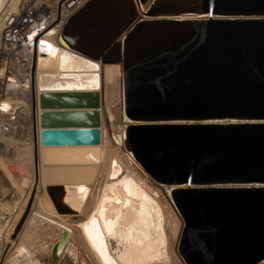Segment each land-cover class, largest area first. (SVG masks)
Listing matches in <instances>:
<instances>
[{"label":"water","instance_id":"95a60500","mask_svg":"<svg viewBox=\"0 0 264 264\" xmlns=\"http://www.w3.org/2000/svg\"><path fill=\"white\" fill-rule=\"evenodd\" d=\"M61 37L122 64L126 150L171 188L182 263L264 264V0H89ZM99 97L41 94V145H100Z\"/></svg>","mask_w":264,"mask_h":264},{"label":"bare ground","instance_id":"6f19581e","mask_svg":"<svg viewBox=\"0 0 264 264\" xmlns=\"http://www.w3.org/2000/svg\"><path fill=\"white\" fill-rule=\"evenodd\" d=\"M22 1L0 0V31L2 16L19 10ZM70 18L50 31L49 50L35 65L36 80L11 84L5 103L8 110H0V141L8 150H15L13 160L0 157V169L22 198L13 207L11 221L5 228L0 225V264H42L53 248L54 258H59L57 251L71 250L77 264H121L111 237L119 217H109L107 209L109 204L123 203L125 196L136 204H142L147 196L158 209L167 259L154 264H183L175 251L183 227L171 199V188L151 182L126 150L124 134L130 122L123 112L126 94L122 64L102 63L70 50L61 37ZM89 63L97 67L93 69ZM112 89L117 92L116 100L110 94ZM79 91L100 96L101 144L42 146L40 95ZM10 165L24 168L23 184L16 180ZM116 170L120 173L114 174ZM81 187L87 191L77 210L68 202L70 189L79 196ZM118 189H123V196ZM143 212L150 222L154 220V212ZM22 221L21 230L16 232ZM12 235L17 236L15 242Z\"/></svg>","mask_w":264,"mask_h":264},{"label":"built area","instance_id":"2783aa9c","mask_svg":"<svg viewBox=\"0 0 264 264\" xmlns=\"http://www.w3.org/2000/svg\"><path fill=\"white\" fill-rule=\"evenodd\" d=\"M47 1L55 2L54 4ZM85 0H23L19 10L2 16L0 31V105L11 84L35 81L40 56H46L48 35L62 20L80 9ZM2 110V109H0Z\"/></svg>","mask_w":264,"mask_h":264},{"label":"snow or ice","instance_id":"6c2138e0","mask_svg":"<svg viewBox=\"0 0 264 264\" xmlns=\"http://www.w3.org/2000/svg\"><path fill=\"white\" fill-rule=\"evenodd\" d=\"M88 63V62H82ZM63 66V65H62ZM95 69L97 66L88 64ZM8 105H0V109L7 111ZM81 195H76L75 189H70L69 203L77 210L82 206V201L86 189L79 188ZM123 196V189H118ZM147 209L148 213H155L153 221L147 219L143 212ZM108 216H117V222L112 226L111 237L115 241V251L121 264H154L161 258L167 259L163 251L164 239L160 228V214L153 202L145 196L142 204H136L128 197H124L123 203L108 205Z\"/></svg>","mask_w":264,"mask_h":264},{"label":"rangeland","instance_id":"374dc122","mask_svg":"<svg viewBox=\"0 0 264 264\" xmlns=\"http://www.w3.org/2000/svg\"><path fill=\"white\" fill-rule=\"evenodd\" d=\"M110 94H112L111 96L113 97L114 100H116L117 98L116 90L115 89L110 90ZM6 147H7L6 144L2 141L0 143V157L13 160L14 155H15V150L14 149L8 150ZM19 167L15 165H10V169L13 171L14 177L17 178L16 180L20 179V182L23 181L22 182L23 184L25 181L23 180V178H26V174H24L25 173L24 168L22 166H19ZM114 172H115L114 174L120 173L119 170H116ZM21 200L22 198L17 192V189L14 188L9 178L0 169V225L1 226H4L5 228L8 222L11 221L12 214L14 213L13 207H16L17 206L16 204ZM5 208H10V209L12 208V209L11 211H6L4 210ZM16 240H17V236L14 237V242ZM53 250L54 248L52 249L50 256H48L47 258H45V260L42 261V264H77L74 256L71 253V250L69 249L67 250L65 248L62 251H57V255L59 256V258H56V259L52 255Z\"/></svg>","mask_w":264,"mask_h":264}]
</instances>
